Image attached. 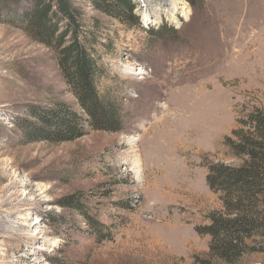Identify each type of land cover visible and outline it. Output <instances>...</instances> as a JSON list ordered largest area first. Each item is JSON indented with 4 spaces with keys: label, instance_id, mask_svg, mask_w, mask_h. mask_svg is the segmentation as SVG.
<instances>
[{
    "label": "rangeland",
    "instance_id": "obj_1",
    "mask_svg": "<svg viewBox=\"0 0 264 264\" xmlns=\"http://www.w3.org/2000/svg\"><path fill=\"white\" fill-rule=\"evenodd\" d=\"M69 1L95 37L99 87L118 100L124 128L29 141L19 120L31 107L81 110L55 50L23 28L31 0H0V264L206 260L209 237L196 228L221 210L208 165H238L225 138L264 111V0H131L135 26ZM234 264H264V253Z\"/></svg>",
    "mask_w": 264,
    "mask_h": 264
},
{
    "label": "trees",
    "instance_id": "obj_2",
    "mask_svg": "<svg viewBox=\"0 0 264 264\" xmlns=\"http://www.w3.org/2000/svg\"><path fill=\"white\" fill-rule=\"evenodd\" d=\"M90 1L97 11L122 24L139 25L131 0ZM197 1L184 0L191 7ZM21 19L34 41L55 50L59 70L81 110L63 102L31 107L29 120H19L29 141L70 142L85 136L87 128L121 132L120 104L100 90L103 71L93 48L95 37L86 30L79 10L69 0H31ZM223 144L239 164L208 165L206 185L218 194L221 210L208 214L209 223L196 228L197 234L209 237V244L207 259H195L194 264L213 260L234 264L244 255L264 253V111L255 108L239 120ZM83 216L90 226L99 225Z\"/></svg>",
    "mask_w": 264,
    "mask_h": 264
},
{
    "label": "bare ground",
    "instance_id": "obj_3",
    "mask_svg": "<svg viewBox=\"0 0 264 264\" xmlns=\"http://www.w3.org/2000/svg\"><path fill=\"white\" fill-rule=\"evenodd\" d=\"M173 1V0H172ZM175 1V0H174ZM254 1V0H253ZM262 3L263 2H261L260 4H259V2H257V5H255L256 6V8H258V10L259 9H261V10H264V5H262ZM255 4V3H254ZM264 12V11H263ZM262 32L264 33V29L262 30ZM262 33V34H263ZM137 75H141L140 73L139 74H137ZM166 115V114H165ZM171 137H172V134H171ZM169 137L167 136V139H168ZM128 141H129V143L130 144H134V143H136L137 141H138V139H136V138H130V139H128ZM177 144V143H176ZM178 146H182V147H186L185 145H184V143L180 140L179 141V143L177 144V146L176 147H178ZM140 166H141V164H140V161L139 160H135V161H133V164H132V170L135 172V175H136V179L139 181L140 180V174L137 172V170H140Z\"/></svg>",
    "mask_w": 264,
    "mask_h": 264
}]
</instances>
